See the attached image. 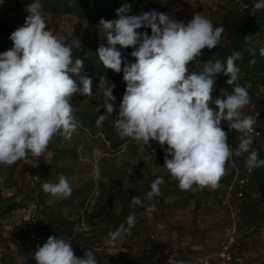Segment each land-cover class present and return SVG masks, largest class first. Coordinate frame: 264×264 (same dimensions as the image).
<instances>
[{
  "label": "clouds",
  "instance_id": "9594fccd",
  "mask_svg": "<svg viewBox=\"0 0 264 264\" xmlns=\"http://www.w3.org/2000/svg\"><path fill=\"white\" fill-rule=\"evenodd\" d=\"M25 11L28 15L23 26L9 37L12 47L0 52L3 166H12L29 155L41 157L56 135L70 140L79 128L75 117L78 109L72 98L77 94L93 95L91 78L82 74L83 61L73 59V48H79L80 41L73 38L68 43L63 35L53 33L40 0H33ZM260 11H264V0H253L250 14ZM115 12L118 19L99 20L98 31L107 46L101 43L97 53L105 68L123 72L126 83L114 117L117 134L149 148L151 141L158 142L165 152L164 167L183 191L217 188L233 154L246 153L245 166L249 170L264 167V159L252 148L257 117L242 113L251 102L248 90L236 84L240 78L236 62L243 58L242 52L233 51L226 62L208 60L200 72L189 71V64L203 54V49L218 46L225 31L223 25L214 26L200 13L187 24L156 10L130 15L128 4ZM141 28L150 29L151 34L137 31ZM117 45L133 48L131 56L135 62H128ZM248 52L254 57L256 48H249ZM259 53L264 56V43L260 44ZM218 74L227 77L226 84L235 86L231 94L213 98ZM114 88L105 76L100 78L97 95L103 103L96 111L103 107L105 112L96 119L98 128L117 110ZM222 121L227 122L229 130L243 134L235 150L227 142ZM3 184L4 178L0 177V186ZM163 184L164 178L157 177L150 184L146 199L154 201L159 197ZM41 187L59 199H67L73 192L64 175L57 183L45 182ZM131 205L143 208V215L149 219L158 210L155 202L145 205L140 196H133ZM135 224L136 214L131 212L126 224L121 223L109 233V244L114 246L124 234L131 235ZM33 258L37 264H100L91 250L77 257L71 239L64 236H50ZM168 264H177L174 256Z\"/></svg>",
  "mask_w": 264,
  "mask_h": 264
},
{
  "label": "trees",
  "instance_id": "16d2710c",
  "mask_svg": "<svg viewBox=\"0 0 264 264\" xmlns=\"http://www.w3.org/2000/svg\"><path fill=\"white\" fill-rule=\"evenodd\" d=\"M19 1L26 6L33 2V0ZM162 2L163 0H40L45 13L52 16L73 15L80 19H118L115 10L124 4L130 5V15H139L150 10L160 11ZM252 4L253 0H220L218 2L212 22L214 26L223 25L225 31L222 39L216 48L212 50L203 49V54L189 64V71L200 72L203 70L204 63L208 60L226 62L227 57L233 51L242 52L243 58L236 62L240 68V78L236 84L245 87L250 96L251 102L242 110V113H259L261 135L253 139L252 148L259 152L261 159H264V56L259 53V46L264 43V11L251 15ZM14 30L16 29L8 22L0 19V52L12 47L13 42L9 37ZM245 37H247V41ZM66 40L68 43L72 41L70 38H66ZM102 43L107 46V41ZM100 44L85 43L81 44L79 48L74 47L73 59L78 58L83 61L82 74L91 78L92 89L98 88L102 76L113 83L115 85L113 95L120 104L126 89L123 72L116 73L105 68L99 62L97 49ZM249 48H256L254 57L249 54ZM117 49L122 52V56L127 58L128 62H135V59L131 56L133 48H121L117 45ZM253 59L255 60L254 64L250 63ZM226 80L227 77L223 74H218L215 77V90L212 93L214 98L232 93L235 85L226 84ZM74 106L78 109L75 117L81 123V126L92 136H98V134L106 136L105 141L109 143V147L113 152L120 151L125 143L131 142V138H121L117 134L114 122L111 119L105 120L102 127H96V119L101 115L100 109L97 112L96 109L88 110L77 105ZM242 135V133L234 132L229 136L228 133L227 142L233 150L238 146ZM69 142L60 135L54 136L50 141L46 151L52 153V158L50 163L44 166L47 171L37 183L38 187L34 189L36 198L31 200V204L34 205L38 215L39 230L42 236V241L38 247L43 246L50 236H64L71 239L77 257H82L85 250H91L97 260L100 261V264H110L113 255L107 252V247L104 245V242L109 239V233L115 231L121 223L126 224V217L131 212L136 214V224L131 230L138 228L143 224V221L148 219L147 216L143 215V208L132 207L131 199L133 196H140L145 205L155 202L158 210L153 215L163 218L168 214L167 210L173 205L186 206L189 205L191 200H196V204L200 205L201 202L226 196L228 193L230 196L229 203L235 211L237 231L243 237L230 249L233 259L242 258L244 253L248 251L250 241L262 230L264 231V167L249 170L245 166L246 153L240 156L233 154L226 163L225 174L220 179L219 186L214 190L204 188L195 192L183 191L169 173L149 175L138 183L140 187L133 190L124 185V172L105 173L109 181H102L99 184V196H97L92 206L91 215L88 216L96 217L98 223L84 230L79 226L81 223L80 216L81 211L87 208L92 199L95 187L93 180L74 189L71 197L62 199V201L52 205L47 203L45 193L41 187L48 171L60 170L59 163L78 158L77 144ZM13 174L14 167L9 171L8 181L12 180ZM157 177L164 178V184L161 186L162 194L156 197L154 201H149L146 199V193L150 191V184ZM4 188L5 186H0V191ZM170 197H177L176 203L167 202V198ZM24 205L28 204L23 201L11 200L10 203L3 206L0 214H5ZM64 206L71 207V211L65 213L63 211ZM73 213L78 217H74ZM126 235L124 234L119 241L123 242ZM30 251L34 254L36 252ZM28 257L33 263L36 262L33 258L34 255L32 257L28 255ZM9 263H13V261L8 260V255L4 251L1 252L0 264Z\"/></svg>",
  "mask_w": 264,
  "mask_h": 264
},
{
  "label": "rangeland",
  "instance_id": "374dc122",
  "mask_svg": "<svg viewBox=\"0 0 264 264\" xmlns=\"http://www.w3.org/2000/svg\"><path fill=\"white\" fill-rule=\"evenodd\" d=\"M219 1L163 0L160 5L161 10L158 12L185 24L198 13L212 21ZM25 8L26 5L19 0H0V19L17 29L23 26L28 15ZM45 18L48 27L55 35L78 39L81 44L106 41V39L101 40L98 31L100 19H80L73 15L52 16L48 13H45ZM137 31L151 34V30L147 28ZM97 89H92V96L77 94L72 98V103L88 110L96 109L103 103L102 97L97 95ZM114 103L117 110L108 118L113 120L112 122L119 107L116 99ZM104 112L105 109L100 107V114ZM222 128L229 133L227 122L222 121ZM105 137L102 134L90 135L79 122L76 133L67 140L77 144L78 158L59 163L61 169L48 171L43 181V183H57L59 177L64 175L69 179L74 190L93 180L95 187L92 199L87 208L81 211L79 226L83 229L85 227L89 229L98 223L96 217L88 216L91 215L92 206L99 196V184L102 181H109L105 173L124 172V185L133 190L140 187L138 183L149 175L168 174L164 167L165 152L158 142L151 141L149 148L131 139V142L125 143L120 151L113 152ZM164 147L166 148L167 145ZM51 158L52 153L45 151L39 158L29 155L27 159L18 161L12 166L0 165V177L4 178L2 186H5L0 191L2 198L0 213L3 206L11 200L23 201L25 204L32 203L31 200L36 198L34 189L38 187L37 183L47 171L44 166L50 163ZM12 167H14L13 178L8 181ZM34 176L37 177L36 180L32 179ZM45 198L51 205L62 201L46 193ZM176 198H167V202L176 203ZM229 198L227 193L226 196L211 198L201 202L200 205L196 204V200H191L186 206L173 205L167 210L168 214L165 217L153 215L151 219L143 221L141 226L131 230V235H126L123 242L117 240L112 246L107 239L104 245L107 247V252L113 255L110 264H168L172 256L177 264H264L263 230L250 241L248 251L242 258H232L230 249L243 237L237 231L235 211L229 203ZM63 211L68 213L71 207L64 206ZM73 216L78 217L75 213ZM0 249L8 255L9 261H13L9 264H37L28 257V255L32 257L34 253L19 243L11 245L10 241L3 240Z\"/></svg>",
  "mask_w": 264,
  "mask_h": 264
},
{
  "label": "built area",
  "instance_id": "2783aa9c",
  "mask_svg": "<svg viewBox=\"0 0 264 264\" xmlns=\"http://www.w3.org/2000/svg\"><path fill=\"white\" fill-rule=\"evenodd\" d=\"M173 14V13H171ZM257 117L255 130L252 133L253 139L261 135L260 122L258 119L259 113L244 114ZM229 135L236 132L229 130ZM32 179L36 180L34 176ZM243 182V181H242ZM10 241L11 245L19 243L20 245L37 251L39 243L42 241L41 232L39 230V219L32 204L12 209L10 212L0 214V243L1 241ZM0 249V253H1Z\"/></svg>",
  "mask_w": 264,
  "mask_h": 264
}]
</instances>
